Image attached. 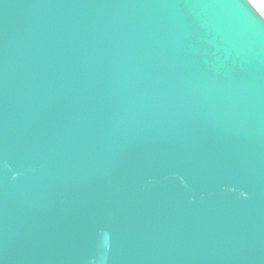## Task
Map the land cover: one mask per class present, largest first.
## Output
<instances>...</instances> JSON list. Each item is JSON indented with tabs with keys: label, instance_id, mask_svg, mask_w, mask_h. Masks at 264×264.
I'll list each match as a JSON object with an SVG mask.
<instances>
[{
	"label": "water",
	"instance_id": "water-1",
	"mask_svg": "<svg viewBox=\"0 0 264 264\" xmlns=\"http://www.w3.org/2000/svg\"><path fill=\"white\" fill-rule=\"evenodd\" d=\"M0 264H264V15L0 0Z\"/></svg>",
	"mask_w": 264,
	"mask_h": 264
},
{
	"label": "rangeland",
	"instance_id": "rangeland-1",
	"mask_svg": "<svg viewBox=\"0 0 264 264\" xmlns=\"http://www.w3.org/2000/svg\"><path fill=\"white\" fill-rule=\"evenodd\" d=\"M255 9L262 15H264V0H249Z\"/></svg>",
	"mask_w": 264,
	"mask_h": 264
}]
</instances>
